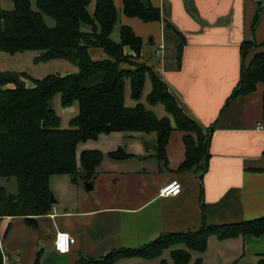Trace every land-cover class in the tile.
Masks as SVG:
<instances>
[{
	"label": "crops",
	"instance_id": "1",
	"mask_svg": "<svg viewBox=\"0 0 264 264\" xmlns=\"http://www.w3.org/2000/svg\"><path fill=\"white\" fill-rule=\"evenodd\" d=\"M113 1L119 14L118 42L123 26L142 38L139 61L161 76L185 114L209 135L205 170L179 171L186 159V133L177 129L166 148L167 162L157 154L155 133L114 132L82 143L78 156L85 150L104 155L92 181L93 190L87 191L85 182L74 183L68 175H54L50 178L57 201L54 218L49 212L36 218L37 226H31L24 217H0L2 264H34L39 254V264H85L113 251L139 249L164 235L264 216V130L258 128L264 127V82L255 92L227 104L241 81V45L251 40L258 45L264 42V0H144L159 8L164 18L150 23L127 17L123 0ZM90 2L89 11L94 13L97 0ZM13 8L10 0H0V9ZM259 10L261 19L253 30ZM166 21L185 37L180 60L175 39L168 38L164 30ZM162 47L163 56L157 57ZM89 52L94 61L105 58L99 48ZM254 53L244 62L249 63ZM4 55L0 53V60ZM156 58L162 59L158 62ZM0 71L5 70L0 66ZM127 104L134 106L135 102L130 99ZM145 105L159 118L167 115L165 108ZM119 150L130 157L109 155ZM1 180L11 181L0 179L2 187ZM173 181L182 184L181 194L160 196V190ZM7 192L16 195L18 187L17 192ZM58 233L76 239L67 255L54 249ZM193 253L189 264L196 259L202 264H257L264 255V236L225 241L214 236L204 253ZM163 256L127 258L117 264H169Z\"/></svg>",
	"mask_w": 264,
	"mask_h": 264
},
{
	"label": "trees",
	"instance_id": "2",
	"mask_svg": "<svg viewBox=\"0 0 264 264\" xmlns=\"http://www.w3.org/2000/svg\"><path fill=\"white\" fill-rule=\"evenodd\" d=\"M10 1L13 10L0 9V53L15 56L39 52L37 64L65 60L75 64L78 71L49 74L42 79L26 72H0V179L15 178L18 184L16 195L0 186L1 218L24 217L29 225L37 226L36 218L49 214L53 207L52 176L68 175L74 183L92 182L104 155L85 150L78 156V147L102 134L155 133L157 154L167 162L166 148L171 133L177 129L186 133V159L179 171L195 167L205 170L209 135L185 114L161 76L152 67L136 62L144 43L132 28L121 27L120 42L112 39L119 22L113 0H97L94 13L89 11L90 0H35L37 10L30 0ZM123 12L145 23L164 20L161 10L144 0H123ZM45 16L55 21L54 27L47 25ZM260 19L261 10L253 30ZM164 30L168 38L175 39L180 60L185 37L168 21ZM92 48L101 49L105 58L94 61L89 52ZM256 49L262 51L254 53ZM252 53L251 61L244 62ZM241 54V81L227 104L255 92L257 85L264 82V42H244ZM148 80L152 89L146 102L150 106L162 105L167 113L162 118L142 101ZM127 82L134 106L127 104ZM57 95L65 109L78 105V113L66 129L52 106ZM109 155L114 159L130 157L122 150ZM246 235L264 236V216L243 223L204 227L198 232L164 235L139 249L113 251L102 260L85 264H117L127 258L154 260L177 245L186 249L171 250L174 264H189L191 252L204 253L211 237L225 241ZM39 255L34 264H39ZM195 264H202V260L196 259ZM257 264H264V255Z\"/></svg>",
	"mask_w": 264,
	"mask_h": 264
},
{
	"label": "rangeland",
	"instance_id": "3",
	"mask_svg": "<svg viewBox=\"0 0 264 264\" xmlns=\"http://www.w3.org/2000/svg\"><path fill=\"white\" fill-rule=\"evenodd\" d=\"M30 1L32 3L33 9L37 10L35 0H30ZM89 10H90V6H89ZM45 21L49 27L55 26V21L52 18L45 16ZM111 37L115 42L119 41V28L118 27H115ZM36 54L38 55L39 52H26V53H22V54H17L15 56L4 55L0 60L1 69L5 70V71L11 70V71H17V72H19V71L27 72L30 76H32L35 79H42L49 74L67 75V74L76 73L78 71V68L75 64L70 63V62L65 61V60H53V61L47 62V63L35 64L33 60H34V57ZM160 59H162V58H159V60ZM159 60H158V62H159ZM138 61L139 60H137L136 62L139 64H145L143 62H140V61L138 62ZM145 65H147V64H145ZM28 85L32 86V83L28 82ZM151 89H152L151 83H150V80H148L146 83V86H145L143 97H142L143 102L145 100V97L150 93ZM126 93H127L128 101H130V98H129V94H130L129 82H127ZM145 103H146V101H145ZM52 106L56 110L57 114L61 117L62 128L63 129L68 128L70 120L74 116H76L78 113V105L75 104L74 106L65 109L61 105V96L57 95L52 102ZM157 107L162 108L164 110V107L162 105H157ZM157 115H159V114H157ZM158 117H160V116H158ZM1 183H4L3 184L4 187L9 192H11V191L17 192L18 184H17V180L15 178H12L10 183H6V181H2V180H1ZM174 248L185 249V246L184 245H178ZM174 248H171V249L164 252L163 259H166L167 262H169V264H173V261L171 260V257H170V251ZM193 254L196 255V253H193ZM122 264H124V263H122Z\"/></svg>",
	"mask_w": 264,
	"mask_h": 264
},
{
	"label": "built area",
	"instance_id": "4",
	"mask_svg": "<svg viewBox=\"0 0 264 264\" xmlns=\"http://www.w3.org/2000/svg\"><path fill=\"white\" fill-rule=\"evenodd\" d=\"M163 50L164 47L156 51V56L161 57L163 56ZM258 128L260 130H264V127L262 125H259ZM182 184L178 181H173L166 186H164L160 190V196L162 197H176L179 196L182 192ZM51 217H55L57 213V209L55 206L52 207L51 211ZM76 239L68 234V233H58L56 236V240L54 243V249L55 251L60 255H67L71 252L73 244H75Z\"/></svg>",
	"mask_w": 264,
	"mask_h": 264
},
{
	"label": "water",
	"instance_id": "5",
	"mask_svg": "<svg viewBox=\"0 0 264 264\" xmlns=\"http://www.w3.org/2000/svg\"><path fill=\"white\" fill-rule=\"evenodd\" d=\"M93 182H85L84 183V186H85V189L87 190V191H92L93 190ZM51 203L52 204H56L57 203V201L55 200V197H54V195L52 194V196H51Z\"/></svg>",
	"mask_w": 264,
	"mask_h": 264
}]
</instances>
